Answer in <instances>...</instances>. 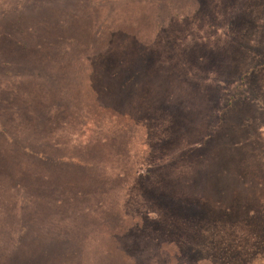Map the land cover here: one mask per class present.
Wrapping results in <instances>:
<instances>
[{
	"label": "rangeland",
	"instance_id": "rangeland-1",
	"mask_svg": "<svg viewBox=\"0 0 264 264\" xmlns=\"http://www.w3.org/2000/svg\"><path fill=\"white\" fill-rule=\"evenodd\" d=\"M20 7L0 264H264V0H0V23Z\"/></svg>",
	"mask_w": 264,
	"mask_h": 264
},
{
	"label": "crops",
	"instance_id": "crops-1",
	"mask_svg": "<svg viewBox=\"0 0 264 264\" xmlns=\"http://www.w3.org/2000/svg\"><path fill=\"white\" fill-rule=\"evenodd\" d=\"M3 7V4L1 5ZM23 7H20L22 9ZM28 10L26 15H21V11L16 14L13 18H7L5 23H0V39H2L3 46L5 47V55L12 59L20 51H28V56H31V9H24L23 12ZM14 23V28L11 34L7 33V25ZM16 46V48H15ZM18 49V50H17ZM2 53L0 52V59L2 58ZM25 69H31V66H24Z\"/></svg>",
	"mask_w": 264,
	"mask_h": 264
}]
</instances>
